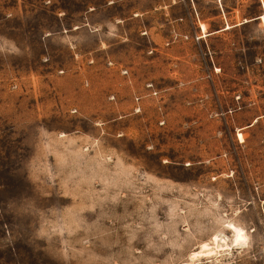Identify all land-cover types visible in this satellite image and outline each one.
Wrapping results in <instances>:
<instances>
[{
    "label": "rangeland",
    "instance_id": "374dc122",
    "mask_svg": "<svg viewBox=\"0 0 264 264\" xmlns=\"http://www.w3.org/2000/svg\"><path fill=\"white\" fill-rule=\"evenodd\" d=\"M261 15L0 0V264H264Z\"/></svg>",
    "mask_w": 264,
    "mask_h": 264
},
{
    "label": "bare ground",
    "instance_id": "6f19581e",
    "mask_svg": "<svg viewBox=\"0 0 264 264\" xmlns=\"http://www.w3.org/2000/svg\"><path fill=\"white\" fill-rule=\"evenodd\" d=\"M261 17L264 19V15H261ZM262 20V19H261ZM262 22L264 23V21L262 20ZM239 138L241 140H243V136L241 134H239ZM245 240V231L242 228H238L236 230V234H235V238H234V242L235 244H240ZM223 248L228 249L229 244L226 242V238L224 237V244L222 245H217ZM216 251V250H215ZM212 252L214 253V250L212 249V247L208 246V244H204L202 246V250L200 252L197 253H193L192 256L196 257V256H208L210 254H212Z\"/></svg>",
    "mask_w": 264,
    "mask_h": 264
},
{
    "label": "clouds",
    "instance_id": "9594fccd",
    "mask_svg": "<svg viewBox=\"0 0 264 264\" xmlns=\"http://www.w3.org/2000/svg\"><path fill=\"white\" fill-rule=\"evenodd\" d=\"M13 51H18V50L13 47Z\"/></svg>",
    "mask_w": 264,
    "mask_h": 264
}]
</instances>
